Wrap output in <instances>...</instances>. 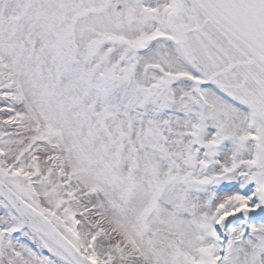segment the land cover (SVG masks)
Listing matches in <instances>:
<instances>
[{"label": "snow or ice", "instance_id": "1", "mask_svg": "<svg viewBox=\"0 0 264 264\" xmlns=\"http://www.w3.org/2000/svg\"><path fill=\"white\" fill-rule=\"evenodd\" d=\"M0 264H264V0H0Z\"/></svg>", "mask_w": 264, "mask_h": 264}]
</instances>
